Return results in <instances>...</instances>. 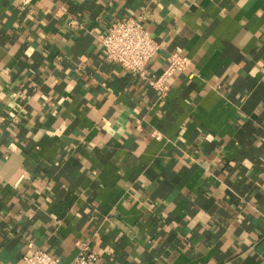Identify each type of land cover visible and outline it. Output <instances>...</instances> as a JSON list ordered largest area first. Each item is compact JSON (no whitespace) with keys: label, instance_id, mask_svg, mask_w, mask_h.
Instances as JSON below:
<instances>
[{"label":"crops","instance_id":"0c3cea01","mask_svg":"<svg viewBox=\"0 0 264 264\" xmlns=\"http://www.w3.org/2000/svg\"><path fill=\"white\" fill-rule=\"evenodd\" d=\"M189 58L164 93L99 37ZM264 264V0H0V264Z\"/></svg>","mask_w":264,"mask_h":264},{"label":"built area","instance_id":"2783aa9c","mask_svg":"<svg viewBox=\"0 0 264 264\" xmlns=\"http://www.w3.org/2000/svg\"><path fill=\"white\" fill-rule=\"evenodd\" d=\"M105 58L126 70L139 75L158 92L164 93L169 79L177 72L184 71L189 58L170 54L162 72L147 78L146 66L159 50V45L151 38L142 24V18H131L113 22L107 32L99 37ZM100 257L88 246L82 245L76 257L69 264H99ZM23 264H63L62 261L43 251H36L25 258Z\"/></svg>","mask_w":264,"mask_h":264}]
</instances>
